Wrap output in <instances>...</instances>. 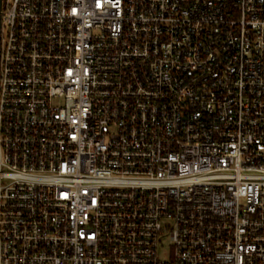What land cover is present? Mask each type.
Listing matches in <instances>:
<instances>
[{
  "label": "built area",
  "instance_id": "1",
  "mask_svg": "<svg viewBox=\"0 0 264 264\" xmlns=\"http://www.w3.org/2000/svg\"><path fill=\"white\" fill-rule=\"evenodd\" d=\"M0 264H264V0H3Z\"/></svg>",
  "mask_w": 264,
  "mask_h": 264
},
{
  "label": "water",
  "instance_id": "2",
  "mask_svg": "<svg viewBox=\"0 0 264 264\" xmlns=\"http://www.w3.org/2000/svg\"><path fill=\"white\" fill-rule=\"evenodd\" d=\"M2 8H3V0H0V49H1V15H2Z\"/></svg>",
  "mask_w": 264,
  "mask_h": 264
},
{
  "label": "rangeland",
  "instance_id": "3",
  "mask_svg": "<svg viewBox=\"0 0 264 264\" xmlns=\"http://www.w3.org/2000/svg\"><path fill=\"white\" fill-rule=\"evenodd\" d=\"M166 245H168V241H167Z\"/></svg>",
  "mask_w": 264,
  "mask_h": 264
}]
</instances>
